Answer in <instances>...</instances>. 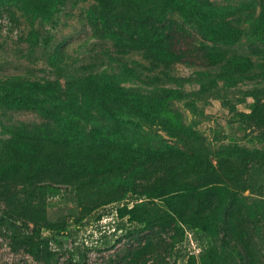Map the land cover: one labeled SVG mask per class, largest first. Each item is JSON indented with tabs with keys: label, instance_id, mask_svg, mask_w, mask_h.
Listing matches in <instances>:
<instances>
[{
	"label": "rangeland",
	"instance_id": "374dc122",
	"mask_svg": "<svg viewBox=\"0 0 264 264\" xmlns=\"http://www.w3.org/2000/svg\"><path fill=\"white\" fill-rule=\"evenodd\" d=\"M9 1L21 4L34 32L30 43L26 40L30 28L24 18L17 21L6 12L0 14V99L19 93L33 105L17 101L10 107L0 104V216L4 221L0 226V264H76L79 260L85 264H239L237 256L221 247L222 234L210 237L204 230L182 223L167 196H159L163 188L157 198H144L138 204L130 198L105 203L126 192L145 190L152 183L161 187L167 178V170L159 165L147 172L141 166L134 171L141 161L135 159L133 150L192 152L202 145L211 150L238 145L264 152V54L258 53L263 44L251 45L260 24L252 18L253 7L257 6V15L263 18L264 2L196 0L199 8L207 9V23L215 39L211 45L218 47L216 52L199 56V61L220 63L229 59L225 51L247 52L254 57L253 68L244 63L243 73H231L226 66L204 73L209 70L190 63L188 57L179 58L174 75L184 83L175 84L168 78L163 81L166 86L153 87L128 72L127 63L135 68L141 56L122 53L128 43L125 26L121 32L110 24L112 30L106 32L88 22L96 0H0V12L2 4ZM103 1L109 8L124 2L140 8L162 7L163 3ZM239 11V16H234ZM218 18V24L210 22ZM232 18L239 22L233 23ZM242 29L247 30L245 35ZM219 38L222 41L216 44ZM239 39L243 42L238 43ZM227 73L232 78L219 79ZM209 74L213 79H208ZM75 77L82 80L72 90L68 84ZM26 79L38 86H18ZM58 81L62 94L73 97L67 106L53 100L60 92ZM123 88L173 94L180 112L177 117L190 128L187 135L176 136L168 131L163 117L123 102ZM57 108L68 112L61 122L64 114H57ZM44 124L51 136L34 137L41 136L39 127ZM108 133L120 138L119 142L104 137ZM50 156L68 162L78 179L66 185H39L35 178L49 171ZM110 169L116 171L112 178L80 183L91 173ZM235 182L246 188L243 210L257 213L263 204H253V199L264 196V166L247 170L245 177ZM254 188L262 192L254 195ZM229 192L227 186L218 189L226 202ZM123 223L126 226L119 227ZM256 232L264 261V221ZM15 233L47 239L54 258L49 263L36 260L18 248Z\"/></svg>",
	"mask_w": 264,
	"mask_h": 264
},
{
	"label": "trees",
	"instance_id": "16d2710c",
	"mask_svg": "<svg viewBox=\"0 0 264 264\" xmlns=\"http://www.w3.org/2000/svg\"><path fill=\"white\" fill-rule=\"evenodd\" d=\"M96 1L98 3L94 4L89 11L88 22L93 27H99L101 31L105 30L106 32L112 30L110 24L118 26V30L121 32L124 31L121 27L125 26V32L128 33L126 34V36L128 35V43L124 44L125 51H122V53L141 56V62L136 63L135 68L127 63L128 72L148 86H166L163 81L168 78H171V81L175 84L182 85L185 80L174 75L175 66L180 62L179 58L185 59L188 57L190 63L209 70L208 72L204 71V73H210L217 67L224 68L225 66L228 67L227 70L231 73H236V71L243 73L244 63H248L252 68L254 66V57L247 52L232 54L225 51L224 54L229 59L220 63L211 62L206 64L199 61L201 60L199 56L212 51L216 52L218 47L215 44L211 45V42L215 39L212 38L207 23L209 21L207 9L199 8L196 0H163L162 7L157 6L154 8H140L132 2H124L114 8H109L105 6L103 0ZM261 1L264 2V0ZM164 4L167 5L163 6ZM8 5L17 6L16 9L15 6L6 8ZM262 9L264 12V8ZM5 12L17 21H21V18L26 20L30 28L26 40L32 43L30 39L34 32L31 26L33 23L28 21L29 17L25 14V9L21 4L14 1L2 4L1 17ZM173 13L178 14L170 16ZM240 13L239 11L234 16L237 17ZM252 13L253 20L259 21L260 24L258 35L255 36L256 38L251 42V45L263 44L258 46L260 47L258 53L264 54V17L261 18V15H257V6L255 5ZM218 20L219 18L217 21L210 22L218 24ZM232 22L238 23L239 21L233 19ZM232 22L226 21V24L232 25ZM242 32L245 35L247 30L242 29ZM221 41V38H219L215 43L219 44ZM242 42L243 39L238 43ZM116 46L120 49L119 44L116 43ZM254 54L256 56L257 53ZM233 63H236L235 66L239 69H235ZM256 74L257 72L254 73L255 76ZM213 77L212 74L208 75V79H213ZM230 77L232 78L230 73H227L219 76V79L225 81ZM81 80V78L75 77L74 82L68 85L73 90V86L80 83ZM149 81L151 84L148 83ZM58 85L60 92L58 97L53 100L59 99L61 104L67 106L71 102V93L62 94V85L59 81ZM18 86L25 89L36 88L38 82L26 79L18 83ZM64 96L66 97L63 98ZM173 99L171 93L155 95L141 93L133 88L121 89V100L123 102L149 114L163 117L168 131L178 137L185 136L190 128L184 120L180 121L178 119L177 115H180V112L176 108ZM15 101L19 102V105H33L29 97L24 94L19 95V93H10L3 96L0 99V104L3 107H10L14 105ZM55 111L60 115L65 112L68 113L66 108H57ZM64 118L65 114L59 118V121L61 122ZM47 128H49L47 124L39 127V132H42L40 133L41 136L36 134L34 137H50ZM104 137L109 138L111 141L115 139V143H118L120 139L113 137L110 133L104 135ZM114 146L112 145L111 148ZM131 152L135 159L141 161L140 165L134 167V171L137 172L138 167L141 166L143 171L147 172L150 168L159 165V167L167 170V178L163 179L165 181L161 187H156L152 183L145 190H134L126 192L125 195L118 198H110L105 205L128 198H130L129 201L138 204L144 198H157L161 193L160 188H163L164 192L159 196H167V203L182 223L200 228L207 232L210 237H217V235L222 234L223 237L220 236L221 247L229 252L232 257L237 256L239 264H264L260 255L256 232L259 223L264 221V196L253 199V204H263L257 213L253 214L243 210L242 202L246 200L244 196L246 188L235 182L244 178L247 170L255 171L257 168L264 166L263 151L251 150L238 145H229L211 150L202 145L192 152L174 148L167 150H133ZM47 163L50 168L49 171L44 172L43 175L38 174V178H35L39 185H66L74 183L78 179V175L69 166L68 162L60 163L53 156H50L47 158ZM115 173L116 171L111 169L98 170L91 173L88 178L80 183H85V181L97 182L102 178L109 179ZM222 186H227L230 190L227 202L224 201V196L218 193V189ZM251 192L258 195L262 191L260 188H254L251 189ZM132 209H135V207ZM2 223H4L3 217L0 216V226ZM125 226V223L119 225V227ZM14 240L18 248H23L36 260L49 263L54 258L55 254L49 245V241L41 238V236L36 237L33 234L23 236L15 233ZM56 242L61 244L60 240H56ZM74 255L75 253L72 252L71 256ZM76 264L85 263L79 260Z\"/></svg>",
	"mask_w": 264,
	"mask_h": 264
}]
</instances>
